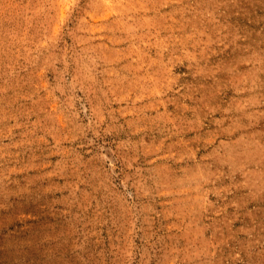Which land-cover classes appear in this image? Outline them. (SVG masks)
Masks as SVG:
<instances>
[{
  "label": "rangeland",
  "instance_id": "374dc122",
  "mask_svg": "<svg viewBox=\"0 0 264 264\" xmlns=\"http://www.w3.org/2000/svg\"><path fill=\"white\" fill-rule=\"evenodd\" d=\"M0 264H264V0H0Z\"/></svg>",
  "mask_w": 264,
  "mask_h": 264
}]
</instances>
